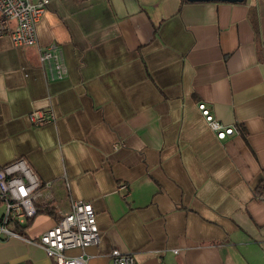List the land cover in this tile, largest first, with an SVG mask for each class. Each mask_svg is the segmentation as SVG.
I'll return each instance as SVG.
<instances>
[{
	"label": "crops",
	"instance_id": "0c3cea01",
	"mask_svg": "<svg viewBox=\"0 0 264 264\" xmlns=\"http://www.w3.org/2000/svg\"><path fill=\"white\" fill-rule=\"evenodd\" d=\"M36 35L67 75L0 37V164L49 184L0 264H54L38 238L76 201L100 239L67 255L89 264H264V0H48ZM200 104L234 133L218 139ZM33 110L54 119L33 127Z\"/></svg>",
	"mask_w": 264,
	"mask_h": 264
},
{
	"label": "built area",
	"instance_id": "2783aa9c",
	"mask_svg": "<svg viewBox=\"0 0 264 264\" xmlns=\"http://www.w3.org/2000/svg\"><path fill=\"white\" fill-rule=\"evenodd\" d=\"M48 0H0V37L7 35L16 48L36 46L38 58L49 81L62 80L67 75L66 65L60 46L52 43L38 46L36 24L46 10ZM198 108L210 129L218 139L231 136L234 129L214 119L203 104ZM33 127L52 122L51 110H33L28 114ZM120 147L115 144L114 148ZM44 184L24 158L8 164H0V204L3 214L0 218V239L20 238V233L12 231L16 226H25L37 215L36 201ZM126 192V186L119 188ZM264 202V193L259 196ZM99 231L94 210L89 202L72 203L69 212L61 214L51 229L41 234L38 245L43 248L54 264H89L83 256H70L72 250H85L99 243ZM107 264H137L133 256L112 250Z\"/></svg>",
	"mask_w": 264,
	"mask_h": 264
},
{
	"label": "water",
	"instance_id": "95a60500",
	"mask_svg": "<svg viewBox=\"0 0 264 264\" xmlns=\"http://www.w3.org/2000/svg\"><path fill=\"white\" fill-rule=\"evenodd\" d=\"M188 3H230V4H241L245 0H186Z\"/></svg>",
	"mask_w": 264,
	"mask_h": 264
},
{
	"label": "trees",
	"instance_id": "16d2710c",
	"mask_svg": "<svg viewBox=\"0 0 264 264\" xmlns=\"http://www.w3.org/2000/svg\"><path fill=\"white\" fill-rule=\"evenodd\" d=\"M182 2H187L186 0H182ZM262 193H264V190H262V191H260L259 192V194H262ZM46 211H48L47 209H46ZM42 212V210L41 209H39V208H37V214H39V213H41ZM50 214H53L52 212H49ZM33 219V218H32ZM32 219H30L29 221H28V223H27V225H25V226H16V229L18 230V231H22V230H24V229H26L27 227H28V225L32 222Z\"/></svg>",
	"mask_w": 264,
	"mask_h": 264
},
{
	"label": "rangeland",
	"instance_id": "374dc122",
	"mask_svg": "<svg viewBox=\"0 0 264 264\" xmlns=\"http://www.w3.org/2000/svg\"><path fill=\"white\" fill-rule=\"evenodd\" d=\"M1 210H2V209H1V207H0V212H1Z\"/></svg>",
	"mask_w": 264,
	"mask_h": 264
}]
</instances>
